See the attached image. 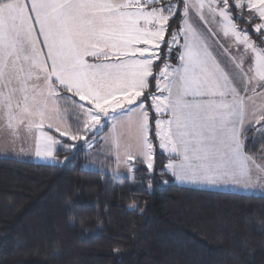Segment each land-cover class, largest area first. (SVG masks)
I'll list each match as a JSON object with an SVG mask.
<instances>
[{"label": "snow or ice", "instance_id": "snow-or-ice-1", "mask_svg": "<svg viewBox=\"0 0 264 264\" xmlns=\"http://www.w3.org/2000/svg\"><path fill=\"white\" fill-rule=\"evenodd\" d=\"M0 119L42 160L61 144L46 129L75 150L108 125L113 173H156L155 138L176 181L264 196L246 150L264 122V0H0Z\"/></svg>", "mask_w": 264, "mask_h": 264}, {"label": "trees", "instance_id": "trees-1", "mask_svg": "<svg viewBox=\"0 0 264 264\" xmlns=\"http://www.w3.org/2000/svg\"><path fill=\"white\" fill-rule=\"evenodd\" d=\"M153 142L157 172L137 161L134 181L85 167L82 142L60 165L0 156V264H264V196L179 185Z\"/></svg>", "mask_w": 264, "mask_h": 264}, {"label": "rangeland", "instance_id": "rangeland-1", "mask_svg": "<svg viewBox=\"0 0 264 264\" xmlns=\"http://www.w3.org/2000/svg\"><path fill=\"white\" fill-rule=\"evenodd\" d=\"M225 44H226V46H230V44H227V43H225ZM172 62L173 63L176 62L175 61V53H173ZM69 123L72 125L73 128L77 127V123H76V119H75L74 115L69 116ZM106 126H108V125H106ZM262 126H264V122H261V124H259V125H255L252 127L250 126V127L254 129V131L252 133L254 135V137H256V138L261 137L263 144H264V131H257V128H260ZM46 130L49 131V133L51 135L55 136L54 134H52L50 132V131H55L54 129H46ZM108 131H109V126L107 127L106 130H103V132L100 133V135H101V136L99 135L100 137L97 135L95 140L92 139V134H89L90 135L89 140L91 143V147H89L88 145H85V149H86L85 167L105 172V173L113 176L114 178H120V177H127L128 178L127 170H121L119 173H113L111 171V168L115 167L114 154L109 151L106 141L101 138ZM55 137L57 139L61 140L60 137H58V136H55ZM30 138H31V143H30ZM98 141L101 143L98 144ZM96 144H98V145H96ZM32 146H33L32 137L22 127L19 130V133L15 137H13L10 130L7 128L5 122L3 121V119H0V156L10 157V158H15V159H20V160H26V161H32V162L55 164V165H60L66 161V159H62L61 157H59L57 155H56V157H57L56 160L39 159V158L35 157L34 154H32ZM60 147H63L65 150H69L68 148L65 147V145L62 141H61V144H59L57 146V149ZM21 148H23L25 150L24 153L20 152ZM57 149H56V151H57ZM164 154L167 155V153H164ZM255 157L257 158L258 162L264 160V146L262 147L261 152L259 154H257ZM163 170L166 171L165 169H163ZM168 173L171 174L170 172H168ZM180 184H182V183H180ZM183 185H187V184H183ZM187 186H201L202 188H208V189L235 188L232 185H216V186H212V185H187ZM235 190H240V189L235 188ZM254 191L260 192V189H256ZM245 193H247V192H245ZM253 193H255V192H253Z\"/></svg>", "mask_w": 264, "mask_h": 264}, {"label": "crops", "instance_id": "crops-1", "mask_svg": "<svg viewBox=\"0 0 264 264\" xmlns=\"http://www.w3.org/2000/svg\"><path fill=\"white\" fill-rule=\"evenodd\" d=\"M234 13H235V10H234ZM224 43H227V44H230V42L229 41H227V40H225V41H223ZM252 127V126H251ZM250 126H248L247 127V129L248 128H251ZM30 143H31V138H30ZM15 159V158H14ZM179 185H183V184H180L178 181H176ZM183 186H187V185H183ZM189 187H195V188H202L201 186H189ZM202 189H208V188H202ZM209 190H219V191H232V192H237V193H243V194H258V195H261L260 194V192H256V191H254L255 193H253V192H251V191H249V192H247V193H245V191H242V190H235V188H227V189H224V188H222V189H216V188H214V189H209Z\"/></svg>", "mask_w": 264, "mask_h": 264}, {"label": "clouds", "instance_id": "clouds-1", "mask_svg": "<svg viewBox=\"0 0 264 264\" xmlns=\"http://www.w3.org/2000/svg\"><path fill=\"white\" fill-rule=\"evenodd\" d=\"M69 204H71L72 203V201L71 200H69V201H67ZM129 206H132L131 204L129 205ZM69 219L70 220H72V219H75V217L74 216H72V215H70L69 216Z\"/></svg>", "mask_w": 264, "mask_h": 264}]
</instances>
